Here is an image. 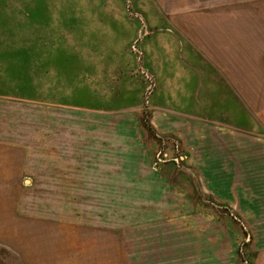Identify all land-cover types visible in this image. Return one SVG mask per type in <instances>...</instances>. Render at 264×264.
Segmentation results:
<instances>
[{
	"label": "crops",
	"instance_id": "0c3cea01",
	"mask_svg": "<svg viewBox=\"0 0 264 264\" xmlns=\"http://www.w3.org/2000/svg\"><path fill=\"white\" fill-rule=\"evenodd\" d=\"M258 1L134 0V15L146 21L142 36L130 10L107 23L104 16L114 12L108 8L99 23L110 29L87 38L79 20L0 9V191L32 186L29 169L41 163L46 191L96 193L92 202L114 200L122 209L46 228L41 240L37 235L27 243L28 264H121L117 258L128 264L135 256L142 264H234L237 231L225 225L235 217L214 216L205 201L195 203L189 168L185 174L142 167V183L121 184L98 182L109 174L90 169L132 149L146 160L148 135L188 152L197 144H224L223 158L237 160L244 123L250 119L253 126L255 116L256 126L264 125V8ZM133 45L141 51L139 63ZM140 65L154 77L147 99L145 82L135 74ZM2 102L42 106L40 121H5ZM138 111L142 127L133 114ZM197 172L210 197L234 201L235 210L247 208L262 225L254 247L256 264H264V168L218 165ZM239 175L253 176L252 185L233 186ZM184 206L187 216L179 212ZM179 222L188 224L186 233L178 232Z\"/></svg>",
	"mask_w": 264,
	"mask_h": 264
},
{
	"label": "rangeland",
	"instance_id": "374dc122",
	"mask_svg": "<svg viewBox=\"0 0 264 264\" xmlns=\"http://www.w3.org/2000/svg\"><path fill=\"white\" fill-rule=\"evenodd\" d=\"M243 2L245 3L246 1ZM194 3V6H201V1H194ZM258 3L259 8H264V1L261 0L258 1ZM2 6L9 9L27 8L29 12L31 11L32 17L34 18V13L40 12L41 19H44L45 14L54 13L55 16H53V18H56L57 15L60 22L79 20L80 23H78V26H80L81 31H84L82 34L86 38L91 32H99L98 34L105 35L104 32L110 29L109 24L105 25L103 22L99 23V20L102 18V16H99L100 11L108 8L114 9V12L109 14L110 17L104 16L103 20H108L107 23L111 22V18L120 22L122 15H118L119 12L127 9L130 10V13H133L128 16L130 19L139 20L138 31L141 26V36L146 24L144 17L138 16L137 18V16L134 15L138 13V5L134 3V0H0V7ZM91 11H94L92 15H90ZM191 18L193 17H175V19L185 22L186 20H191ZM59 21H54L53 24L51 22V27H54V30L59 25ZM73 35L72 33L70 40L73 39ZM131 48L130 51L132 50ZM135 49L141 53L137 45ZM132 55L136 58V61H139L137 54ZM85 67L89 69L90 65L88 64ZM143 70L148 71L144 67ZM87 72L89 71L84 70L83 74ZM141 72L142 65L137 68L135 74L140 78L141 83L142 79L145 82V99H147L151 93L148 94L146 91L148 83L142 78ZM148 73L153 77L149 71ZM67 98L71 99L70 96ZM64 102L69 103V101ZM6 104H8L9 108L5 106ZM1 105L4 108L5 121H7L6 119H11L10 121L20 122V120L26 119L25 117H27L28 122L32 120L34 124L40 121L42 114V108L40 107L42 106L39 107L35 104H16L17 106H12L7 102H2ZM133 114L139 120L140 126L142 127V111L134 112ZM253 119V126H251L250 119L247 123H244L242 133L244 140L241 144L242 148L237 150L239 153V158L237 160H227L223 158L224 153L227 152L225 151L226 148L224 144H221V146L216 144L213 145L212 148H209L208 145L197 144L193 145V147H198L197 151L188 152L180 143L175 144L174 142L165 141L164 145H161L160 139L159 142H154L153 139L151 142L150 136L148 135L146 140L152 144L148 145V158L146 160H142L141 153L138 154L136 149H132L131 153L127 151L123 153H114L113 160L100 163L98 168L90 170H97L99 173L106 171L109 174V176H98V182H100L101 178L102 182L121 184L142 183V167L155 169L168 168L169 170L175 168L184 170L185 168H189L193 176L191 175L188 177L193 178V183L195 184L194 189H196L194 192L196 196L195 203L201 204L202 200L205 201L203 202V207L210 208L214 216L223 217V215L229 216L232 214L233 217H235L233 220L231 219L232 224L229 222L225 225L226 228L234 224V230L237 231L236 258L234 264H256L260 256L258 255L259 251L254 247V238L261 237L259 233L261 224L256 223L258 222L257 219L251 215V213H248L247 208L244 207L240 210L237 208L235 210L232 206L234 201L226 204L227 202H220L210 197V195L205 192L201 180L199 179L200 177L197 174L198 168L214 167L218 165L242 169L264 168V125L263 127H257L256 122L258 121L256 117L254 116ZM157 152L159 153L157 154ZM217 155L220 158L215 159L214 157H217ZM182 173L186 174L188 172L185 171ZM28 175L33 183L32 186H25L23 183L17 191H0V264H28L26 258L29 252H27V249L25 250L27 243L33 242V238L37 235L41 240L42 233L46 228L58 226L60 222L74 220L76 216H83L84 219L89 220L92 214L101 215V213H106L107 211H113L116 214H121L122 212L120 207H115L116 202L114 200L108 202L106 199H102L92 202L90 200V195L96 193L46 191L42 185L44 184V178L41 163L39 167L33 168V170L30 168ZM252 177L251 175L234 176L233 179L235 183L233 186L238 184V188H241V184L245 188L250 187L252 185L250 181ZM169 178L170 176L167 177L168 180ZM29 179H26L27 183H30L28 182ZM218 205L221 207L226 206V208H220ZM131 206H133V203ZM165 210L167 211L169 208H165ZM188 210L186 206L180 207V215L187 216L189 214ZM164 214L166 215L167 212H164ZM177 224L178 232L186 233V225L188 224L180 222ZM89 225L90 224H82L84 227ZM261 232H263V228H261ZM21 247L24 248V250L21 249ZM262 259L264 262V257H262ZM124 260L125 258H117L116 262L119 261L121 264H127ZM128 264H142V256L132 257L131 262H128Z\"/></svg>",
	"mask_w": 264,
	"mask_h": 264
},
{
	"label": "built area",
	"instance_id": "2783aa9c",
	"mask_svg": "<svg viewBox=\"0 0 264 264\" xmlns=\"http://www.w3.org/2000/svg\"><path fill=\"white\" fill-rule=\"evenodd\" d=\"M136 47L133 45L132 46V54H137L138 55V60L140 61L141 60V57H142V54L135 49ZM138 61V62H139ZM142 77L146 80V82L148 83L147 84V87H146V91L148 94H150L155 86V83H154V79L153 77L148 73V71H144L143 68H142Z\"/></svg>",
	"mask_w": 264,
	"mask_h": 264
},
{
	"label": "trees",
	"instance_id": "16d2710c",
	"mask_svg": "<svg viewBox=\"0 0 264 264\" xmlns=\"http://www.w3.org/2000/svg\"><path fill=\"white\" fill-rule=\"evenodd\" d=\"M5 8H6V7H3V6H2V7H0V9H5Z\"/></svg>",
	"mask_w": 264,
	"mask_h": 264
}]
</instances>
